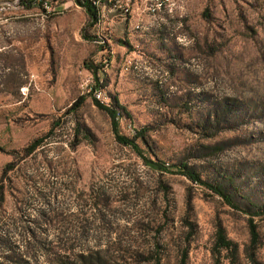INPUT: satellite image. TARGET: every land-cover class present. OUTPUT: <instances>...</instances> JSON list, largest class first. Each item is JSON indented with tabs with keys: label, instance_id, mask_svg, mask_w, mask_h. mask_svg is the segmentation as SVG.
I'll use <instances>...</instances> for the list:
<instances>
[{
	"label": "rangeland",
	"instance_id": "374dc122",
	"mask_svg": "<svg viewBox=\"0 0 264 264\" xmlns=\"http://www.w3.org/2000/svg\"><path fill=\"white\" fill-rule=\"evenodd\" d=\"M19 1L0 0V264H264V215L254 262L246 215L120 144L83 66L123 107L117 134L145 128L142 156L264 204V0H168L127 31L115 13L87 26L75 0ZM217 224L233 263L213 253Z\"/></svg>",
	"mask_w": 264,
	"mask_h": 264
},
{
	"label": "trees",
	"instance_id": "16d2710c",
	"mask_svg": "<svg viewBox=\"0 0 264 264\" xmlns=\"http://www.w3.org/2000/svg\"><path fill=\"white\" fill-rule=\"evenodd\" d=\"M20 5H22L25 8H31L32 6H40V2H34V0H20ZM75 2L83 7L84 13L87 17V26L93 25L98 23V13L97 8L95 4H93L89 0H75ZM96 19V21H95ZM128 29H130V24L128 26ZM135 30V29H132ZM139 30V29H137ZM102 45L107 44V41L100 42ZM83 66L86 67L93 75L95 76L96 83L94 84L95 87H99V83L96 78V72L98 71L97 66L90 65L88 63H83ZM98 89V88H97ZM100 91V88L98 89ZM82 96L78 97L76 101L73 103V106L70 107L71 110H74L77 108L81 102H82ZM93 104L100 110L104 111L111 121V127L116 133V139L117 141L125 146H128L135 154L142 157L144 164L149 167L152 170H156L159 172H165V173H178L181 174L188 179H190L193 182H199L203 185H206L207 188L213 192L214 194L218 195L222 201L228 205L229 207L233 209H238L242 211L246 215V227L248 231V237L249 242L247 247L244 249L243 253L244 255L251 261L255 262L254 259V249L258 246L259 243V236L257 232V223L255 221V217H260L261 215H264V204H256L252 201H250L248 198L243 199V206H240L238 203H236L233 199V196L228 193L224 187L218 185V184H209L205 182H200L198 177L192 172L190 167H188L185 163H178V164H167L160 160H151L149 158H146L142 156L141 154V148L138 145V142L142 144L143 146H148V142L145 138V128L142 127L138 130H134V133L132 136L127 137L123 135L117 134V116L120 114V112H124L123 107L118 103L116 98H113L111 103L109 105L103 104L100 101H97L95 98H92ZM125 113V112H124ZM56 125V124H55ZM54 126V125H53ZM45 136L37 137L33 139L30 143H28L22 151L25 154L31 153L33 150H35L37 147L41 145V142ZM3 245H6L1 241ZM8 247V245H6ZM213 253L219 254L220 251H225L229 256V260L231 263H233L236 260L237 254H238V247L237 245L228 239L224 233L223 228L220 224H217L214 230L213 234V245H212ZM81 263L79 264H96L98 262V258L94 257L93 259H90V257L85 256L81 257ZM56 264H67V262L63 261L62 259H57Z\"/></svg>",
	"mask_w": 264,
	"mask_h": 264
},
{
	"label": "bare ground",
	"instance_id": "6f19581e",
	"mask_svg": "<svg viewBox=\"0 0 264 264\" xmlns=\"http://www.w3.org/2000/svg\"><path fill=\"white\" fill-rule=\"evenodd\" d=\"M82 1V0H81ZM93 4H95V0H89ZM98 1L97 13H98V23L97 25L104 24L106 20H108V14L112 12V7H116L117 3L121 0H96ZM168 0H122L119 6L114 10L116 17L120 21H127V10L129 9H137V12H130L128 17V25L132 29H140L141 23L143 22V18L145 17H154L159 14L162 10H164L167 5ZM173 7V6H172ZM132 19H135L132 22ZM127 25V30H128ZM111 26V20H110ZM97 89V87H96ZM97 95L102 97L101 91L97 89ZM104 101V99H103ZM105 104V102H104Z\"/></svg>",
	"mask_w": 264,
	"mask_h": 264
},
{
	"label": "built area",
	"instance_id": "2783aa9c",
	"mask_svg": "<svg viewBox=\"0 0 264 264\" xmlns=\"http://www.w3.org/2000/svg\"><path fill=\"white\" fill-rule=\"evenodd\" d=\"M34 2H40V8L44 9V12H49L52 9V6H51L52 4L51 3H44V0H34ZM121 2H122V0L119 3H117L116 7H112L111 16H113L114 10L119 6V4ZM95 3H96V6L98 7V1L95 0ZM130 12H137V9H129V10H127L126 31H127L128 17L130 15ZM110 19L106 20V22L104 24L96 25V27L97 26H107V28L109 30L110 29L109 28ZM90 81H91L90 78L86 77L85 82H84V85L87 86L86 91L90 92V95L93 96L97 101H100V102H102L104 104V101H103L102 97L97 95V89H96L95 85L93 86V84H89Z\"/></svg>",
	"mask_w": 264,
	"mask_h": 264
}]
</instances>
